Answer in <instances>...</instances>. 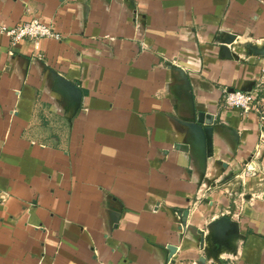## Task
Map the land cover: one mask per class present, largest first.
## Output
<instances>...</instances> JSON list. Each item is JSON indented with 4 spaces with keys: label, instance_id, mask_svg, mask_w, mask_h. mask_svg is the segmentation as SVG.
<instances>
[{
    "label": "crops",
    "instance_id": "crops-1",
    "mask_svg": "<svg viewBox=\"0 0 264 264\" xmlns=\"http://www.w3.org/2000/svg\"><path fill=\"white\" fill-rule=\"evenodd\" d=\"M34 17L62 39L0 33V264H264V0H0Z\"/></svg>",
    "mask_w": 264,
    "mask_h": 264
},
{
    "label": "built area",
    "instance_id": "built-area-1",
    "mask_svg": "<svg viewBox=\"0 0 264 264\" xmlns=\"http://www.w3.org/2000/svg\"><path fill=\"white\" fill-rule=\"evenodd\" d=\"M0 33L5 34L10 38L12 44H16L20 41H31L34 45H38L39 41L45 38H51L61 40V34L56 30L52 23H48L41 18L34 17L28 21L18 23L14 26H7L0 23ZM264 101V99H261ZM253 92L248 91H224L222 96V103L227 108H238L244 112L254 108L260 101ZM255 164L249 162L245 165L242 170L243 174H254L256 173ZM8 197L7 194L3 193L0 195V203L4 202Z\"/></svg>",
    "mask_w": 264,
    "mask_h": 264
},
{
    "label": "water",
    "instance_id": "water-1",
    "mask_svg": "<svg viewBox=\"0 0 264 264\" xmlns=\"http://www.w3.org/2000/svg\"><path fill=\"white\" fill-rule=\"evenodd\" d=\"M214 229L217 233L218 241H225L228 237V234L236 230L235 226L232 225L229 217L224 216L220 219H217L214 223Z\"/></svg>",
    "mask_w": 264,
    "mask_h": 264
}]
</instances>
